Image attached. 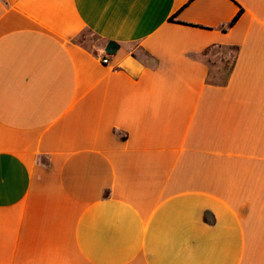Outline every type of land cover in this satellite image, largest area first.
I'll return each instance as SVG.
<instances>
[{
	"label": "crops",
	"instance_id": "obj_1",
	"mask_svg": "<svg viewBox=\"0 0 264 264\" xmlns=\"http://www.w3.org/2000/svg\"><path fill=\"white\" fill-rule=\"evenodd\" d=\"M0 264H264V0H0Z\"/></svg>",
	"mask_w": 264,
	"mask_h": 264
},
{
	"label": "rangeland",
	"instance_id": "obj_2",
	"mask_svg": "<svg viewBox=\"0 0 264 264\" xmlns=\"http://www.w3.org/2000/svg\"><path fill=\"white\" fill-rule=\"evenodd\" d=\"M79 40L86 47L91 48V49H93L94 47H98V45H101L102 44V42H100L96 36L92 35L89 32L84 33V35ZM231 51L232 52H230V51H224L223 56H225V58L227 57L226 61L233 62L234 56H235V51L234 50H231ZM212 56L213 55H209V60H210L211 65H214L215 66L218 63L217 62L218 60H217V58L212 57ZM228 65L230 66V64H228ZM219 66H220V64L218 65V67ZM227 68H229V67H227Z\"/></svg>",
	"mask_w": 264,
	"mask_h": 264
},
{
	"label": "water",
	"instance_id": "obj_3",
	"mask_svg": "<svg viewBox=\"0 0 264 264\" xmlns=\"http://www.w3.org/2000/svg\"><path fill=\"white\" fill-rule=\"evenodd\" d=\"M106 52L111 54V53H115L116 52V44H114L113 42L109 43L106 46Z\"/></svg>",
	"mask_w": 264,
	"mask_h": 264
},
{
	"label": "trees",
	"instance_id": "obj_4",
	"mask_svg": "<svg viewBox=\"0 0 264 264\" xmlns=\"http://www.w3.org/2000/svg\"><path fill=\"white\" fill-rule=\"evenodd\" d=\"M242 14V10H240V12L238 13V15L235 17V19L231 22L230 26L234 25L236 23V21L239 19V17ZM173 20V18H172ZM82 43V42H81Z\"/></svg>",
	"mask_w": 264,
	"mask_h": 264
},
{
	"label": "built area",
	"instance_id": "obj_5",
	"mask_svg": "<svg viewBox=\"0 0 264 264\" xmlns=\"http://www.w3.org/2000/svg\"><path fill=\"white\" fill-rule=\"evenodd\" d=\"M102 61H103L105 64H108V63H109V59H108V58H103Z\"/></svg>",
	"mask_w": 264,
	"mask_h": 264
}]
</instances>
